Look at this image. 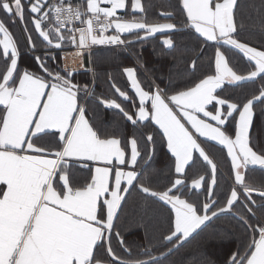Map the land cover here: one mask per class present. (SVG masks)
Wrapping results in <instances>:
<instances>
[{"label": "snow or ice", "instance_id": "1", "mask_svg": "<svg viewBox=\"0 0 264 264\" xmlns=\"http://www.w3.org/2000/svg\"><path fill=\"white\" fill-rule=\"evenodd\" d=\"M176 2L185 16L183 26L149 23L142 0L130 4L129 0L76 4L72 0H0V13L12 24L20 22L26 47L43 73L21 67L20 44L0 18V264H165L170 255L223 216L236 218L248 234L246 240H238L225 264H264V221L253 223L256 210L264 211V183L248 179L256 167L264 169V147L253 132L254 125L264 132V48L241 39L244 0ZM247 7L259 13L264 29V0ZM137 12L141 15H134ZM161 15L173 19L175 13ZM181 30L194 31L204 47L213 48L209 71L187 83L170 76L161 87L156 81L164 77H153L145 85L137 67H123L134 97L109 74L114 92L130 102L134 112L116 98L96 97L94 83H76L74 72L62 74L48 63L65 47L91 58L95 46L127 51L157 34H166L162 44L173 49L171 34ZM33 32L43 43L42 55L35 54ZM228 53L246 58L247 74L234 69ZM198 59L190 62L193 74ZM137 64L144 68L142 54L137 55ZM85 70L95 77L94 69ZM247 82L257 83L258 88L243 101L221 94L226 85ZM93 99L118 110L138 130L154 125L159 131L174 158L175 178L164 189L143 182L156 156L153 132L138 136L97 127L90 117ZM208 142L226 150L230 161L233 182L222 201L218 165L203 146ZM200 161L207 167L206 174L189 182L188 170ZM77 168L88 169L85 181H78ZM132 191L170 209V226L159 242L158 254L157 245L149 242L139 246L133 257L116 227ZM186 192L204 199L190 200ZM113 237L128 258L117 254Z\"/></svg>", "mask_w": 264, "mask_h": 264}, {"label": "trees", "instance_id": "2", "mask_svg": "<svg viewBox=\"0 0 264 264\" xmlns=\"http://www.w3.org/2000/svg\"><path fill=\"white\" fill-rule=\"evenodd\" d=\"M131 2L132 0H129V4ZM142 2L145 4L147 21L149 23L169 21L180 26L184 25L185 16L177 7L176 0H142ZM252 2L257 5L259 4V0H244L245 27L241 32V39L254 47L264 48V29L261 27L262 21L259 13L251 7H247ZM127 11L130 18L133 13L130 10ZM166 12H174V18L166 19L161 15V13ZM25 15L27 17V12ZM134 15L140 16L141 14ZM0 18H3L8 23V27L18 40L22 50L21 59L29 57L28 61H32L34 54H30V49L26 47L24 30L20 22L17 21L15 24L8 22L7 17L3 13H0ZM29 28H31V24H29ZM171 35L175 42L173 49H167L162 44L166 34H157L155 37L149 38L143 45L139 42L133 44L127 51L111 49L94 52L93 67L99 72L96 89L106 94L108 92V73H111V71L116 72L118 73L116 77L124 75L121 74L123 67H137L138 76L145 85L153 77H164L163 81L160 79L156 81L161 84V87H163L164 83H167V79L170 76L178 83H187L190 79H195L202 76L206 71H209V62L213 56L212 47H204L202 39H197L198 34H195L194 31L181 30ZM33 39L37 45V50L42 49L43 43L35 32H33ZM202 47H204V50L198 51ZM141 54L144 68L138 67L137 64V55ZM228 55L234 69L238 73L247 74L250 65L247 63L246 58H241L238 54L234 53H228ZM197 57H199L198 68L195 74H193L190 70V62ZM2 67L3 65L0 63V70H2ZM101 67H103L102 70ZM79 73L83 74L84 72ZM74 77L76 76L74 75ZM89 78V76L85 75L83 76V81L89 83ZM117 84L120 86L118 81ZM122 84L124 87L126 86L124 78L122 79ZM120 87L124 91L129 90V85L125 88ZM225 87L226 90L221 93L224 97L232 101H243L246 97L257 91L258 84L247 82L241 86L226 85ZM95 95H97V92H95ZM128 95L132 96V93H128ZM257 115L259 116L258 108ZM119 125L120 120L113 121V127L119 128ZM227 127L231 132L233 128L231 121ZM148 131L153 132L157 151L151 167L144 175V180L148 181V185L152 188L162 190L169 184L170 179L175 178L173 171L174 160L170 157L161 134L155 129L154 125L149 128L139 129L137 135ZM253 132L257 134L260 146L264 147V132H261L257 126H254ZM209 149L211 157L222 158L223 155L226 157V150L218 145L211 144ZM225 165H223L224 169L218 173V187L221 201L223 200V194L229 191L233 182L230 163L229 166ZM206 172V165L202 161L197 162L194 167L188 170L187 180L190 182L195 176L205 174ZM248 179L257 185L264 183V169L256 167L252 170L251 176ZM185 198L195 200L196 202L204 199L203 195L196 197L187 192L185 193ZM253 198L257 199L259 203V199L255 194H253ZM169 212L170 209L167 206L161 207L159 203H155L153 200H146L145 196L139 191H132L131 195L126 197V202L122 205V214L119 216L116 227L124 235L129 247L132 249L133 257L138 254L140 250L139 246L147 245L149 242L157 245L154 249L157 254L162 250L159 247V242L169 229ZM256 213L257 220L253 221V223L264 221V211L257 209ZM128 229H131V231H128ZM247 238L246 229L236 218L223 216L210 222L195 239H192L175 254L170 255L165 264H199L201 261H204V264H225L230 254L235 251L238 240H246ZM112 245L118 255L128 258L124 249L119 247L115 237H113Z\"/></svg>", "mask_w": 264, "mask_h": 264}, {"label": "crops", "instance_id": "3", "mask_svg": "<svg viewBox=\"0 0 264 264\" xmlns=\"http://www.w3.org/2000/svg\"><path fill=\"white\" fill-rule=\"evenodd\" d=\"M130 10V9H129ZM131 12V11H130ZM120 14V13H118ZM134 14H140V13H134ZM164 23V22H161ZM174 23V22H172ZM73 50L71 47H65L63 49V51L57 50L55 52V61H51L49 60L48 63L50 65V67L52 68V70L57 71L59 70V68L62 66V57L67 54L69 51ZM30 54H32L30 52ZM35 54H43V48L39 49V51L37 50V52ZM94 54V53H93ZM29 57H26L24 59L20 60V65L21 67H26L31 71H34L38 74H43L41 73V70L39 69V67L37 66L34 57L32 59V61H28ZM85 69H94L93 67V55H92V59H91V63L89 62V57L87 55L82 56V62L80 63V66L74 70V75L76 77H73V79L76 81V83H80V84H89L92 85L94 82L95 85V92H97L96 97H103V98H116L118 100V102L122 103V106H124L129 112H134L135 108L133 107V105L130 102H125L122 101L118 95L114 92L113 88L111 87L110 83H109V74L111 75V77L114 79V81H116V85L119 86L117 84V81L120 83V86H122L123 88H125L128 84L127 80H126V76L125 75H118V77H116V75L118 73L111 71V73H108V84H107V90L108 92H106V94H104L103 91L101 90H97L96 86H97V75H98V70L94 69L95 71V77H93V73L91 71L85 70ZM103 69V67H101V70ZM79 72H84L83 74L79 73ZM121 74H123V72H121ZM89 76L90 78V82L86 83L83 81V76ZM101 75V73H100ZM122 76V78H121ZM124 78L125 82H126V86L124 87L122 84V79ZM73 80V81H74ZM74 81V82H75ZM119 86V87H120ZM121 88V87H120ZM122 89V88H121ZM123 90V89H122ZM128 93H132V97H134V93L132 92V90L129 87V90H126ZM137 102H138V98ZM89 107L91 109L90 111V117L94 118V123L97 127H103L105 129H107L109 132L112 131H116L117 133H125V134H131V133H138L137 128H134L129 122H127L125 120V118L122 116L121 113H119L118 110H113V109H107L105 108L103 105H101L100 103L96 102L95 99L91 100L89 103ZM118 121L120 120V127L116 128L113 127V121ZM255 126V125H254ZM230 132V131H229ZM139 136V134H138ZM201 140H203V138H201ZM48 141H41V143H47ZM211 144H215L214 142H208V143H204L203 146L206 148V150L208 151L209 155L211 156V152H210V145ZM170 155V153H169ZM171 157V155H170ZM213 159V157H211ZM174 160V158H173ZM222 162H224L227 166H229V159L224 157V155L222 156ZM204 164V163H203ZM223 164V163H222ZM224 168H222L223 170ZM76 175L78 177V181L83 182L86 180V178L89 176V171L88 169H82V168H77L76 169ZM144 183L149 184L148 181L143 180Z\"/></svg>", "mask_w": 264, "mask_h": 264}, {"label": "built area", "instance_id": "4", "mask_svg": "<svg viewBox=\"0 0 264 264\" xmlns=\"http://www.w3.org/2000/svg\"><path fill=\"white\" fill-rule=\"evenodd\" d=\"M72 2L76 4L80 2V0H72ZM108 48H113V46H95L92 48L91 52L96 50L108 49ZM81 62H82V56H77L76 51L73 50L72 52L64 56L63 59L64 71L78 68Z\"/></svg>", "mask_w": 264, "mask_h": 264}, {"label": "rangeland", "instance_id": "5", "mask_svg": "<svg viewBox=\"0 0 264 264\" xmlns=\"http://www.w3.org/2000/svg\"><path fill=\"white\" fill-rule=\"evenodd\" d=\"M167 22H169V21H167ZM93 55V54H92ZM90 59H92V56H91V58H89V60ZM57 71H61V69H59V70H57ZM213 160L217 163V165H218V173L219 172H221L222 171V168H224V166L223 165H225V163L224 162H222V158H219V157H213ZM223 163V164H222ZM226 166V165H225ZM206 174V173H205ZM258 213V212H257ZM259 216V215H258Z\"/></svg>", "mask_w": 264, "mask_h": 264}]
</instances>
